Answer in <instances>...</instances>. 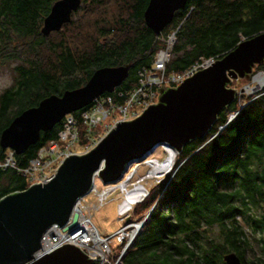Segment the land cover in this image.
Returning a JSON list of instances; mask_svg holds the SVG:
<instances>
[{
	"label": "trees",
	"instance_id": "trees-1",
	"mask_svg": "<svg viewBox=\"0 0 264 264\" xmlns=\"http://www.w3.org/2000/svg\"><path fill=\"white\" fill-rule=\"evenodd\" d=\"M54 1L0 0V65L13 62L11 82L0 90V132L42 98L82 86L96 68L128 64L123 82L102 94L118 100V91L138 83L136 72L150 65L168 31L175 30V41L166 70L176 72L264 31V0H187L158 35L143 20L148 0H81L69 22L44 36L41 23ZM240 96L203 137L175 153L171 171L132 205L125 222L144 220L115 264H224L230 252L243 264H264V87L227 123ZM78 113L71 114L80 126ZM61 125L13 153L14 167H0V197L28 186L18 169L55 140ZM7 151L0 146V161Z\"/></svg>",
	"mask_w": 264,
	"mask_h": 264
},
{
	"label": "water",
	"instance_id": "water-1",
	"mask_svg": "<svg viewBox=\"0 0 264 264\" xmlns=\"http://www.w3.org/2000/svg\"><path fill=\"white\" fill-rule=\"evenodd\" d=\"M186 1L148 0L143 11L145 25L158 35ZM80 3L54 1L41 23V34L59 30ZM262 64L264 31L241 39L178 85L158 88L155 103L137 117L114 124L89 151L66 157L48 178L0 197V264H93L95 258L71 242L39 252L46 230L57 225L69 236L77 232L80 214L76 204L90 192L95 178L102 184L120 180L128 163L142 160L160 144L166 145L165 164L173 161L175 153L190 140L203 137L222 108L235 99L239 91L229 86L230 81L250 80L254 67ZM128 70V64L98 67L82 86L42 98L3 128L0 146L16 155L24 152L41 131L50 130L66 114L89 105L104 92H112ZM223 260L243 264L233 252L224 254Z\"/></svg>",
	"mask_w": 264,
	"mask_h": 264
},
{
	"label": "built area",
	"instance_id": "built-area-1",
	"mask_svg": "<svg viewBox=\"0 0 264 264\" xmlns=\"http://www.w3.org/2000/svg\"><path fill=\"white\" fill-rule=\"evenodd\" d=\"M174 31L175 30L168 31L167 34L162 37V47L155 52L153 58H151L152 62L150 65L148 67L142 66V68L136 72L138 83L135 87L128 92L118 91L116 93L118 100H113L111 95H100L93 99L89 105L80 109V113H78L81 123L80 126L77 118L73 114L68 113L63 117L61 121L62 125L57 132L55 140H49L46 145L42 146L36 153V156L29 160L27 167L18 169L19 172L26 176L28 185L40 182L51 176L56 171L57 166L60 165L66 157L72 154H81L92 149L100 138L107 135L115 126L114 124L137 117L142 110H145V108L157 101L158 88L174 87L185 78L193 75L198 69L208 66L213 59L207 58L195 61V63H192L190 66L178 72L166 70V64L171 56L172 44H174L175 41ZM257 74L264 76L262 71H259V73L255 75ZM255 75L252 76V80H254L253 78ZM235 115L236 111L231 112L225 121L229 122ZM219 128H222V126ZM13 153L14 152L8 148L5 157L0 161V167L15 166ZM104 197L105 196L102 198ZM81 199L82 198L79 200ZM80 217L81 215L78 217V229L74 235L82 237L84 243L78 244L75 241H71V243L78 245L88 256L97 259L100 254L109 251L107 242H109L111 236H99L98 231L95 230L96 228L92 225L91 221L85 217L93 228L91 230L96 234V240L92 231L87 232L84 230V225ZM54 231L65 234L61 232L60 226L52 225L49 227L41 239L39 252L47 251L65 242H70V240L66 238L57 242L56 232ZM117 237L118 240L127 237L126 243L128 242L127 244H129V240L133 238V235L124 232L123 235H117ZM47 239L51 240L49 243L51 247L44 249L43 244ZM96 248L101 252L99 255L95 251Z\"/></svg>",
	"mask_w": 264,
	"mask_h": 264
},
{
	"label": "rangeland",
	"instance_id": "rangeland-1",
	"mask_svg": "<svg viewBox=\"0 0 264 264\" xmlns=\"http://www.w3.org/2000/svg\"><path fill=\"white\" fill-rule=\"evenodd\" d=\"M78 14L74 15V18L78 19ZM75 22V26H76ZM73 28V29H72ZM76 27L72 26L70 29L66 28L65 33L67 34L66 37H68L71 33L74 32ZM79 43H77L78 45ZM7 64L5 66L0 65V90L7 86L11 82V71H10V65L13 64L12 61L6 62ZM259 71L263 70H253L252 76L256 73H259ZM256 76V75H255ZM245 80V79H244ZM252 78L248 81H243V79H234L230 81V86L234 89H237V91H240L241 96L239 97V101L241 103L245 101L244 99L247 98V96H253V93H256L257 91H261L263 88L262 86L256 87L258 85V81L252 80ZM256 81V82H255ZM245 82V83H244ZM248 85V86H247ZM262 87V88H261ZM252 88V89H251ZM166 147L164 144L157 145L152 151L147 154L142 160L134 161L131 163H128L127 168L125 169V172L121 176V179L115 182L102 184L99 179H94V186L93 189L90 190L89 193L85 194L86 196H83L80 200L81 202V209L84 217L88 218L92 225L96 228L95 230L98 231L99 236H105L110 235L111 239L109 240L108 247L109 251L104 252V254H100L98 256L99 263L98 264H107V260H111L114 256V254H117V257L114 261V263L118 260V254L124 247H119V240L118 236L123 235L124 232H127L129 235L133 233L135 225L139 222L135 223H127L125 222V217L127 214L131 212L132 206L123 214L119 213L118 206L121 204L122 200L124 199V190L119 188V183H122L123 180H127L126 182V189L135 188V186L141 185L144 190L143 196L149 192V188L156 185L164 176L165 174H160V176H146L148 171L150 170V166L146 164L147 160L152 161H160L165 160L166 158V152L163 149ZM171 171V170H170ZM169 173V172H168ZM118 184V185H117ZM140 187V186H139ZM97 188V190H96ZM99 194L100 192H103ZM104 198H102L103 196ZM142 196V198H143ZM141 198V199H142ZM134 205V204H133ZM86 210V211H85ZM135 224V225H134ZM139 228V227H138ZM139 229H136L134 231V235L137 233ZM133 235V236H134ZM128 237V236H127ZM125 237V238H127ZM126 242V241H125ZM96 247V246H95ZM101 253V252H100ZM112 263V264H114Z\"/></svg>",
	"mask_w": 264,
	"mask_h": 264
},
{
	"label": "bare ground",
	"instance_id": "bare-ground-1",
	"mask_svg": "<svg viewBox=\"0 0 264 264\" xmlns=\"http://www.w3.org/2000/svg\"><path fill=\"white\" fill-rule=\"evenodd\" d=\"M253 79L258 81L257 82L258 85L256 87L264 86V76H261V74H257L256 76H254ZM165 148L166 147H164L163 149L166 152ZM174 158H173V160H174ZM164 161L165 160L160 161V163H159L157 160L156 161L147 160V162H145V163L150 166V170L148 171L146 176H148V177H150V176L153 177L155 175L160 176V174H165V173L170 172V170L172 169V166H173V161H170V163L167 164V165L165 164ZM126 182H127V180H123L122 183H119V188H121V190L123 189L124 192H125L124 199L122 200V202H120L121 204H119V206H118V211H119V213H122V214L124 212H126L136 201L141 200V198H142V196L144 194V190L142 189L143 187L141 185H139L140 187L139 186H135V188L133 187V188H130V189H126L127 188L126 187ZM96 190H97V188H96ZM101 193H104V191L100 192L99 194H101ZM80 204H81V202L79 200L78 204H76V205H77V210H78L79 214L81 215L80 218L82 219V224L84 225V230H86L87 232H91L92 231L91 229H93V228H92L91 224L89 223V221L84 217L85 215L83 216V212H82ZM142 220H144V219H142ZM139 223L137 224V226L135 225L133 233L131 235H134V233H135L134 231H136V229H139L138 227H140V225H141ZM54 232H56V231H54ZM92 232L94 234L95 239L97 240L96 234L94 233V231H92ZM55 235H56V238H57L56 239L57 242L66 238L67 240H70V242L71 241H75L78 244H83L84 243L82 237L76 236L74 234H73V236L72 235L69 236L67 234H61L59 232H56ZM50 242H51L50 239H47V241L44 242V244H43L44 245V249H48L49 247H51V245H49ZM95 251L99 255V253H100L99 249L96 248Z\"/></svg>",
	"mask_w": 264,
	"mask_h": 264
},
{
	"label": "flooded vegetation",
	"instance_id": "flooded-vegetation-1",
	"mask_svg": "<svg viewBox=\"0 0 264 264\" xmlns=\"http://www.w3.org/2000/svg\"><path fill=\"white\" fill-rule=\"evenodd\" d=\"M229 86H230V84H229ZM248 86V85H247ZM240 92H241V90L238 92V93H236L235 95L236 96H240L241 94H240ZM235 96V97H236ZM235 100V99H234ZM234 100L230 103V104H228L226 107H228V106H230L233 102H234ZM245 101L244 102H242L241 104H240V106H238L239 108H238V110L236 111V114L243 108V106H245L247 103H249L250 102V100L248 99L247 100V98H245L244 99ZM225 107H223L222 109H224ZM222 111V110H221ZM234 117H236V115L234 116ZM228 123V122H227ZM212 127V126H211ZM263 207H264V205H263ZM237 218L239 219V218H241L240 216H237ZM225 264V263H224Z\"/></svg>",
	"mask_w": 264,
	"mask_h": 264
}]
</instances>
